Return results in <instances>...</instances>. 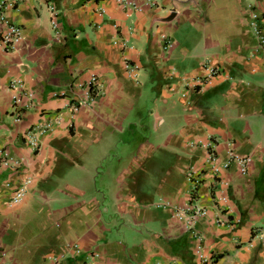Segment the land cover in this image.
<instances>
[{"label": "crops", "instance_id": "crops-1", "mask_svg": "<svg viewBox=\"0 0 264 264\" xmlns=\"http://www.w3.org/2000/svg\"><path fill=\"white\" fill-rule=\"evenodd\" d=\"M11 1L22 39L0 47V264H264V42L251 24L264 28V0ZM12 84L26 95L16 108ZM234 158H250L246 173ZM189 203L205 210L190 229L175 215Z\"/></svg>", "mask_w": 264, "mask_h": 264}, {"label": "built area", "instance_id": "built-area-1", "mask_svg": "<svg viewBox=\"0 0 264 264\" xmlns=\"http://www.w3.org/2000/svg\"><path fill=\"white\" fill-rule=\"evenodd\" d=\"M120 4L124 5L127 8H132V9H136V6L133 2L130 1H126V0H121ZM14 6L13 1H9V0H1L0 1V47L2 48L3 51H12L15 47V45L22 39V30L21 28L17 27L16 25H12L10 23L7 22L6 17H5V11L7 8ZM52 10V8H50ZM253 19L256 20V16H253ZM253 26V29L255 31V33L261 38V40L264 42V28L258 26L256 24V22L254 21L253 23H251ZM125 68L129 71V72H134L136 70V66L133 65H129L126 64ZM218 73V71L216 69L210 70V74L203 78V79H195V87L197 90L201 91L203 90L204 87H206L207 85H209L211 83V80L213 79L214 76H216ZM98 83H97V78L95 76H93L90 81L89 84L87 86V95L86 98L87 100L93 99L97 96V87ZM12 90L15 92L14 96H13V104L14 107L20 104V98L22 97H26L25 94H23V92L21 91V86L19 84H12L11 86ZM28 98L29 95L27 94ZM86 100H78L75 103H73L72 105H70V109L73 112H76L80 106H82L83 104H85ZM18 107V106H17ZM21 110V108H20ZM15 121H19L18 116L20 115V111L15 109ZM41 128H34L29 130L26 133V138H27V143L30 147H32L33 149H36L37 147V143H36V139H35V132L40 131ZM208 162L211 163L212 165L215 164L216 161V157H215V153L213 150H210L207 156ZM236 159V162L239 163L240 165V170L241 173H246V167L250 162V158H244V159H238V158H234ZM16 165V164H15ZM224 167H226V165H224ZM214 172H217V169L214 168ZM189 180H190V184H191V189L189 191V196L191 198V201L193 199V201L196 198V190L198 188V186L200 185V180L198 178H195L192 174L189 175ZM25 194V190L24 187H20L16 192H15V196L12 198V202L16 203L19 202L20 199L23 197V195ZM193 203V202H191ZM191 203H189L186 208H184V210L182 209H177L175 210L176 212V216L179 219H186L187 222V227L190 229L192 222L194 220V218L196 216H200L205 214V210L201 209L195 205H192ZM193 236L195 238H199V236L196 233H193ZM263 246H264V237L262 240ZM76 252H78V248L77 246H74L73 248ZM200 259L207 261L206 258H203L202 255H200Z\"/></svg>", "mask_w": 264, "mask_h": 264}]
</instances>
